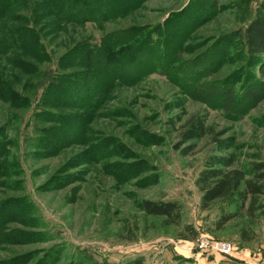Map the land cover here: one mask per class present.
Returning <instances> with one entry per match:
<instances>
[{
    "label": "rangeland",
    "instance_id": "1",
    "mask_svg": "<svg viewBox=\"0 0 264 264\" xmlns=\"http://www.w3.org/2000/svg\"><path fill=\"white\" fill-rule=\"evenodd\" d=\"M215 1L142 0L128 13L79 22L59 19L43 0H8L0 13V264H264V219L241 214L217 231L222 204L202 211L195 186L210 155L230 154L243 171L264 163V100L233 117L195 93L230 85L238 93L264 80L233 38L260 0ZM20 27L35 48H18ZM149 32L167 56L157 70L137 76L132 66L107 80L82 58L66 61L80 57V46L131 34L110 51L114 61ZM81 73L99 87L95 99L46 103L50 84ZM195 120L206 134L187 141ZM144 199L177 201L180 226L144 215ZM202 238L231 244V254H200Z\"/></svg>",
    "mask_w": 264,
    "mask_h": 264
},
{
    "label": "trees",
    "instance_id": "2",
    "mask_svg": "<svg viewBox=\"0 0 264 264\" xmlns=\"http://www.w3.org/2000/svg\"><path fill=\"white\" fill-rule=\"evenodd\" d=\"M142 0H43L48 9L56 17L61 19L73 18L75 21H95L105 20L109 18L111 13H128L133 10ZM215 1V0H214ZM216 2V1H215ZM83 3H86L84 5ZM8 0L2 2L0 0V13L7 6ZM213 5V4H212ZM83 6L78 12L76 7ZM215 6V5H214ZM213 6V7H214ZM206 6L204 10H209ZM56 10V11H55ZM18 48H35L32 45L34 34L30 29L20 27L15 29ZM130 35H109L101 41L98 47H82L78 48L81 53L80 57H72L67 59V63H77L79 59L83 60L84 69H93L95 75L101 74L105 79L123 78L129 68L137 67V76L157 70L163 65L160 62L166 59L159 47V38L153 39V32L146 33V39L140 43L141 46L133 45L124 52L122 57L116 58L114 61L110 57L112 48L126 42ZM233 38L238 41L240 47L244 51L247 59H250L253 66L257 67L259 74L264 78V0H260L252 17L247 21L242 31H236ZM164 44V41L163 43ZM169 49L170 46H167ZM81 63V64H83ZM112 63H117V68H112ZM163 63V64H162ZM168 63V62H167ZM166 64V63H165ZM26 71H30V67L26 64ZM111 65V66H110ZM179 66V67H178ZM178 70L185 75L190 83L195 82L198 74L193 69H187L184 65H178ZM110 67V68H109ZM88 76V75H87ZM77 80L81 82H77ZM77 80H69L68 77H61L54 84L48 87L46 103L54 96L55 99L60 98V102H73L81 100L84 97L95 96L100 92L99 87L90 89L85 84L86 74H79ZM190 86V85H189ZM204 86H200L203 88ZM206 87V86H205ZM204 87V90H196V96L201 97L204 101L219 102L220 109L230 116H241L251 105H257L264 100V80L251 81L250 84L243 88L242 91L235 93L234 87ZM76 99V100H75ZM44 100V99H43ZM68 103V104H69ZM206 127L200 120H195L185 134L187 141H196L204 137ZM194 149V145L190 144L182 150V155L187 156ZM4 154L3 147H0V155ZM234 158L230 154L210 155L206 158L202 169L198 172L195 179V186L200 193L199 206L202 211H207L213 204L220 202L219 213L214 221L215 230L219 231L229 222L237 218L239 215L247 217L249 221L255 222L264 219V163H252L248 171L233 168ZM4 207V206H3ZM140 210L146 216L161 218L167 226L179 227L182 221L181 205L177 201H152L144 199L139 204ZM22 207L20 209H24ZM186 230L191 232V228L186 226ZM193 237L195 235H192ZM142 259L136 258L127 264H142ZM43 264H49L48 261Z\"/></svg>",
    "mask_w": 264,
    "mask_h": 264
},
{
    "label": "built area",
    "instance_id": "3",
    "mask_svg": "<svg viewBox=\"0 0 264 264\" xmlns=\"http://www.w3.org/2000/svg\"><path fill=\"white\" fill-rule=\"evenodd\" d=\"M196 250L201 254L202 252H215L219 255H230L232 252V245L229 243L212 241L202 238L197 242Z\"/></svg>",
    "mask_w": 264,
    "mask_h": 264
}]
</instances>
